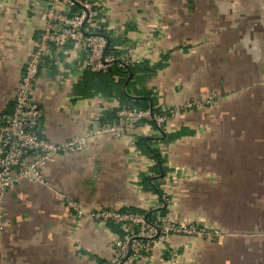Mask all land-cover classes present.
Segmentation results:
<instances>
[{"label":"crops","instance_id":"crops-1","mask_svg":"<svg viewBox=\"0 0 264 264\" xmlns=\"http://www.w3.org/2000/svg\"><path fill=\"white\" fill-rule=\"evenodd\" d=\"M88 1L99 11L98 29L110 36L107 54H130V73L118 67L107 74L87 72L83 53L71 43L62 48L51 45L45 53L32 92L42 111L36 132L52 142L85 138L86 143L80 151L56 155L40 170L41 183L21 182L2 196L0 264L106 262L114 235L94 219L75 216L66 208L67 199L85 212H157L169 202L162 207L169 220L199 219L209 226L217 212L214 199L227 194L236 171L253 170L249 179L260 186L257 151L264 150V141L261 147L250 141L259 138L254 133L220 127V121L226 124L232 118L230 108L223 110V100L229 101L228 91L234 89L228 76L234 74L235 51L248 50L242 35L214 37L217 24L204 25L212 11L206 8L220 6L170 0ZM65 10L56 0H0V124L11 112L27 53L49 24V12ZM231 10L215 8L219 13L212 14L234 19L238 13ZM223 12L232 17L225 13L223 18ZM233 22L229 20L234 29ZM200 94L224 98L218 105L181 110L162 130L142 122L119 135L95 133L104 123L121 122L118 113L141 99L148 110L167 111ZM257 213L264 216V210ZM199 244L173 236L137 264H182L172 256L178 250L184 264H217L192 259Z\"/></svg>","mask_w":264,"mask_h":264},{"label":"built area","instance_id":"built-area-1","mask_svg":"<svg viewBox=\"0 0 264 264\" xmlns=\"http://www.w3.org/2000/svg\"><path fill=\"white\" fill-rule=\"evenodd\" d=\"M66 9L64 12L50 11L49 24L35 40L27 53L23 74L15 90L12 109L0 124V208L6 191L21 182L41 183L40 170L58 154H72L85 147V138H74L57 143L40 137L36 132L42 111L32 96L33 86L42 64L43 56L50 46L62 48L71 43L83 53L85 70L91 74H106L116 65L127 68L131 65L130 54H107L108 40L98 29L97 8L88 0H56ZM78 12L71 15L72 9ZM216 95H202L200 98L185 101L167 111L154 113L150 110L124 108L118 114L122 118L117 124H104L96 134L116 133L133 130L139 123L151 122L162 130L167 120L175 118L184 109H199L212 106ZM67 207L79 218L94 219L102 224L110 222L123 230L124 235H114L111 256L103 264H137L150 256L155 247L168 242L171 234L206 237L204 228L188 224H175L165 218L151 225L140 213L122 210L98 209L86 213L77 202L66 200ZM174 236V235H171Z\"/></svg>","mask_w":264,"mask_h":264},{"label":"rangeland","instance_id":"rangeland-1","mask_svg":"<svg viewBox=\"0 0 264 264\" xmlns=\"http://www.w3.org/2000/svg\"><path fill=\"white\" fill-rule=\"evenodd\" d=\"M155 1V0H153ZM171 2H184L186 3H213L220 7H215L218 11L222 9H232L238 14L234 19L235 28L229 25V20L217 19L213 14H218V11H213L215 8L207 7L206 9L212 10L210 20L206 17L204 25L211 28L212 25L217 24L219 28H212V35H229L230 32L234 35H242L247 42L245 46L247 51H235V68L232 70L233 75L228 78L233 81L234 89L228 91V100H223V110L226 107L230 108V120L224 124L220 121L221 129L231 130L234 132L254 133L256 137L250 141L261 143L264 141V0H170ZM212 4V5H213ZM201 5V4H200ZM226 11V10H225ZM213 13V14H212ZM232 17L230 12H223V18ZM229 26V27H228ZM211 30V29H210ZM227 39V38H226ZM225 52L223 53V55ZM232 94V95H231ZM200 94L199 97L201 98ZM215 95V94H214ZM224 98L221 94L214 99V104L220 99ZM194 100V99H192ZM219 102L216 104L218 105ZM225 103V104H224ZM213 104V105H214ZM226 104H229L226 106ZM203 107H210L205 106ZM227 110V109H226ZM226 125V127L224 126ZM235 141H239L235 139ZM253 146V145H252ZM247 147V146H245ZM251 147V146H249ZM248 148V147H247ZM256 149L251 148L250 152ZM258 156L261 159V167L258 172L260 175V186H256L257 181L249 179L253 176V170L236 171L237 179L234 181L233 186L226 188L227 194H218V199L212 204L217 207V212L214 220H210L209 226L204 225L199 219L181 220L184 223L171 221L169 218L166 220L175 224H188L204 228L208 231L206 237L196 238L171 234L178 237H189L197 240L200 243L193 251L192 259H207L217 261V264H264V216L258 217V211L261 213L264 210V150H259ZM253 166V165H252ZM256 173V170H254ZM240 178H242V187L240 186ZM250 183V184H249ZM260 192L254 193L255 189ZM68 200V199H67ZM71 201V200H69ZM216 202V203H215ZM67 202H65L66 205ZM169 204L165 202L162 207ZM158 208L159 210L162 208ZM66 208L67 205H66ZM69 209V208H68ZM71 210V209H70ZM73 211V210H72ZM74 212V211H73ZM91 211H87L89 213ZM156 212V210H153ZM158 213V210L156 214ZM75 214V212H74ZM201 214V213H198ZM248 215V216H247ZM75 216H77L75 214ZM156 218H160L156 216ZM87 219H90L87 217ZM175 220V219H174ZM106 226V224H103ZM168 236V241L173 236ZM159 244L155 247L157 249ZM178 251L173 253L172 256L175 260H184ZM111 256L109 254L108 259ZM169 260H172L171 258ZM199 260V261H201ZM174 260L170 261L175 264ZM232 261V262H231Z\"/></svg>","mask_w":264,"mask_h":264},{"label":"trees","instance_id":"trees-1","mask_svg":"<svg viewBox=\"0 0 264 264\" xmlns=\"http://www.w3.org/2000/svg\"><path fill=\"white\" fill-rule=\"evenodd\" d=\"M79 10H78V7L76 8H73L72 9V12H71V15L77 13ZM98 33L102 34L103 36L106 37L107 40H110V36L109 34H107L105 31L101 30V29H97ZM108 50L107 49V53H108ZM112 55V54H110ZM113 55H117V54H113ZM114 67H117L116 65L112 66L107 73H109V71L114 68ZM124 74L129 72L130 73V65L127 66V68H120ZM127 71V72H126ZM106 73V74H107ZM98 77V76H97ZM101 77V76H100ZM98 82V81H97ZM146 100L145 99H141L139 102H136L135 104H130L128 106V108H135V109H138V110H148L147 109V104H146ZM154 113H158V112H161V111H158L156 109H153L152 110ZM105 119L102 120V122H104ZM150 124H153L151 122H149ZM102 124V123H101ZM105 124V123H104ZM154 126V125H153ZM152 154L154 155V158H157L158 155L156 153V151H153ZM122 211H127V212H132V213H140V214H143L145 216V219L148 223H150L151 225H157L158 223V219H161V218H165L166 217V208H161L160 210H158V214H156V212H153L151 210H139V209H126V210H122ZM156 216H159L160 218H156ZM106 228H108V230H110V232L113 234V235H118V236H122L124 235V232L123 230H121L118 226L110 223V222H107L106 223Z\"/></svg>","mask_w":264,"mask_h":264},{"label":"water","instance_id":"water-1","mask_svg":"<svg viewBox=\"0 0 264 264\" xmlns=\"http://www.w3.org/2000/svg\"><path fill=\"white\" fill-rule=\"evenodd\" d=\"M150 112H152V110H150Z\"/></svg>","mask_w":264,"mask_h":264}]
</instances>
